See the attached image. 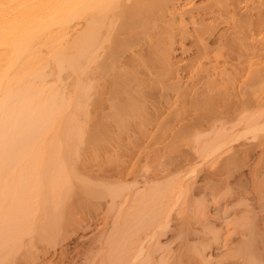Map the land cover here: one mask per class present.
<instances>
[{
    "label": "bare ground",
    "instance_id": "bare-ground-1",
    "mask_svg": "<svg viewBox=\"0 0 264 264\" xmlns=\"http://www.w3.org/2000/svg\"><path fill=\"white\" fill-rule=\"evenodd\" d=\"M177 38L191 41L193 52L183 88L165 84L172 76L167 61ZM63 72L75 76L82 95L81 126L68 122L73 101L68 104L60 90L51 97L43 88L48 74L59 79ZM151 81L160 84L139 97L127 88ZM109 85L114 90L104 97ZM132 111L143 118L138 127L107 120L128 118ZM136 116L130 119L137 121ZM114 131L158 137L156 156L165 155L171 139L192 134L193 154L182 153L167 164V171L182 174L176 198L203 219L199 233L191 230L190 220L181 230L183 251L190 243L212 248L230 242L229 235L222 240L209 228L212 209L232 215L228 224L240 220L239 230L245 229L244 219L264 214V1L0 0V215L16 213L13 202L47 204L64 197L69 173L51 162L53 155L69 151L82 135ZM124 170L103 169L100 176L120 181ZM156 171L150 173L154 180ZM130 173L136 182L140 172L133 167ZM131 187L124 182L104 194L111 204L125 197L137 202L116 221L119 245L97 258L107 264L153 260L142 244L127 255L125 233L135 228L136 236L146 239L140 235L148 229L145 217L153 202L131 196ZM18 225H0V240ZM197 258L188 264H206ZM92 260L87 253L85 264Z\"/></svg>",
    "mask_w": 264,
    "mask_h": 264
},
{
    "label": "rangeland",
    "instance_id": "rangeland-1",
    "mask_svg": "<svg viewBox=\"0 0 264 264\" xmlns=\"http://www.w3.org/2000/svg\"><path fill=\"white\" fill-rule=\"evenodd\" d=\"M191 48V41L181 42L177 38L173 42L167 61L172 76L165 84L180 88L187 84L185 68L193 59ZM45 54V50H42L41 56L46 57ZM132 71L134 73L136 69ZM61 74L59 79L56 75L48 74L42 84L43 88L48 92L51 90V97L60 90L68 104L73 101V106L67 110L68 122L81 126L82 109L78 107V103H82V99H79L82 95L75 88L76 78L67 72ZM159 84L151 81L143 86L145 88H127L139 97L144 91L156 89ZM113 90L112 85H109L104 97H108ZM139 111L143 112L144 116L151 117L148 111ZM135 113L136 111H132L131 116H136ZM131 116L109 117L107 120L110 124L119 120L124 125L138 127L143 118L136 116L137 121H134L130 119ZM165 116L166 112L160 120ZM74 129L76 128L71 130ZM171 140L165 147V155L158 156L155 155L161 153L156 149L158 137H143L132 131H114L94 138L82 135L80 142L73 140L69 151L57 150L51 162L64 168V174L66 171L69 173L67 186L63 189L65 196L47 203L51 205V209L44 202L35 200L13 202L12 205L17 206L16 213L5 211L0 215V225L7 227L10 224L12 228V225L19 223L16 227L20 228L11 230L0 240V264H85L87 253L93 256L90 264H107L105 259L99 261L97 258L104 256L108 248H116L119 245L117 237L121 229L116 221L119 217L123 218L125 213L133 211V206L137 205V202L127 197L116 200L113 204L104 197L105 193L124 182L132 186L131 196H147L153 199L151 212L145 217L149 224L148 229L140 235L146 239L136 236L139 234L135 233V228L125 233V245L129 247L127 255L133 254L142 244L146 255L153 252V260L148 264H188L189 259L193 257H198L197 260L202 263L206 261V264H217L220 261L224 264H264L263 212L244 219L245 229L239 230L236 224H239L240 220L236 221V224H228L235 219L232 215L217 214L212 209L209 228L212 227L213 234L221 236L222 240L229 235L230 242H223L212 248L207 246L208 243H190L187 252L183 251L180 245L181 230L188 220L191 221V230L197 233L204 226L201 215L192 207L185 208L183 200L175 196L174 189L179 185L182 174L167 171V164L179 158L180 154H193L192 134H183ZM124 166L120 181L100 176L103 169L117 172ZM133 167L140 172L136 182L130 173ZM152 168L157 170V180L150 177ZM145 178L149 181L144 186L141 181ZM192 182L193 178L190 177L187 183L191 191ZM26 194L23 192V195ZM9 204L6 202L3 205ZM88 243L92 247L89 251L85 247ZM239 256L245 257L247 261L242 263Z\"/></svg>",
    "mask_w": 264,
    "mask_h": 264
}]
</instances>
